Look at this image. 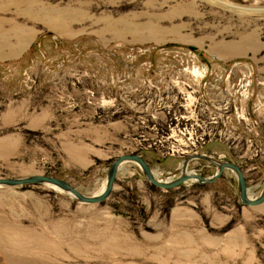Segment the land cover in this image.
<instances>
[{
  "label": "rangeland",
  "instance_id": "1",
  "mask_svg": "<svg viewBox=\"0 0 264 264\" xmlns=\"http://www.w3.org/2000/svg\"><path fill=\"white\" fill-rule=\"evenodd\" d=\"M126 153L166 180L234 162L261 193L264 0H0V178L91 196ZM0 264H264V203L230 169L164 189L132 161L99 203L0 185Z\"/></svg>",
  "mask_w": 264,
  "mask_h": 264
},
{
  "label": "water",
  "instance_id": "2",
  "mask_svg": "<svg viewBox=\"0 0 264 264\" xmlns=\"http://www.w3.org/2000/svg\"><path fill=\"white\" fill-rule=\"evenodd\" d=\"M192 158H201V159L209 160L217 165V170L210 177H204L200 174L187 172L186 168H187L188 162ZM125 161H132V162L137 163L142 169L143 174L146 177V179L152 185L159 187V188H164V189H170L173 187H177L180 184L188 180H194L201 184L213 183L214 181H216L218 178L221 177L224 170L230 169L235 173L237 177L238 194H239V198L241 202L248 206H257V205L264 203V184H263L261 193L257 197L251 198L248 194L249 189H248V185H247L244 172L238 164L234 162H230V161H219L216 158L203 154V153L186 156L182 162L180 174L176 178H173L171 180L157 178L154 172L152 171L149 163L146 161V159H144V157L141 154L126 153V154L119 155L109 165V168L107 171V177H106V185L104 186V189L99 194L91 195V196L84 195L76 187H74L72 184H70L69 182L63 179L50 176V175H44V174H33L30 176L20 177V178L2 177L0 178V185L15 186V185H23V184H29V183L51 184L71 194L74 198H76L80 202L90 203V204L99 203V202L104 201L111 195L114 185H115L116 175H117L119 166L121 163Z\"/></svg>",
  "mask_w": 264,
  "mask_h": 264
},
{
  "label": "built area",
  "instance_id": "3",
  "mask_svg": "<svg viewBox=\"0 0 264 264\" xmlns=\"http://www.w3.org/2000/svg\"><path fill=\"white\" fill-rule=\"evenodd\" d=\"M224 113L226 112V111H223ZM235 114L236 115H239L238 113H237V111H235ZM224 115V114H223ZM226 117H228V115H226ZM212 118H214V116L212 117ZM187 121V120H186ZM215 122H217V121H213V120H211V121H209V123L208 124H212V123H215ZM193 128V125H191L190 126V128L187 126V123H185L184 125H182L181 127H178V131L181 133V135H186V133L185 132H187V133H189V131L191 130ZM189 130V131H188ZM212 134V130L211 129H203V132H202V136H201V140L202 141H204L205 140V138H206V136H210ZM188 136H190V133L188 134ZM204 143V142H203ZM188 150L187 149H181V154H185V152H187ZM171 154H174V151H172L171 152Z\"/></svg>",
  "mask_w": 264,
  "mask_h": 264
},
{
  "label": "bare ground",
  "instance_id": "4",
  "mask_svg": "<svg viewBox=\"0 0 264 264\" xmlns=\"http://www.w3.org/2000/svg\"><path fill=\"white\" fill-rule=\"evenodd\" d=\"M28 4H29V2H28ZM42 12V11H41ZM39 14H40V12H39ZM52 20V19H51ZM55 26V25H54ZM3 30V29H2ZM9 31V30H8ZM8 31H6V32H8ZM12 32V31H11ZM14 32V31H13ZM15 33V32H14ZM7 35V34H6ZM9 35H10V33H9ZM2 37V36H1ZM22 40V39H21ZM250 42V41H249ZM22 43V42H21ZM136 164V163H135ZM189 167V166H188ZM153 171V170H152ZM186 171L187 172H189L188 171V169L186 168ZM191 173V172H190ZM209 177V176H208ZM105 185V184H104ZM104 189V186L101 188V190H100V192L102 191ZM65 192V191H64ZM100 192H98L97 194H99ZM97 194H95V195H97ZM69 195H71V194H69ZM72 196V195H71Z\"/></svg>",
  "mask_w": 264,
  "mask_h": 264
}]
</instances>
